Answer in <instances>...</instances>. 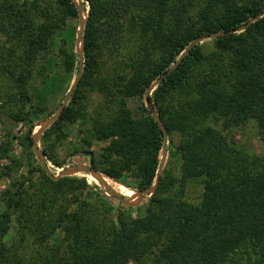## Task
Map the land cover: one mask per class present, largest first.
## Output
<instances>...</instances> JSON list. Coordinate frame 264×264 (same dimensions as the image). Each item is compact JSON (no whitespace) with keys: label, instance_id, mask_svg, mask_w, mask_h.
I'll return each mask as SVG.
<instances>
[{"label":"trees","instance_id":"16d2710c","mask_svg":"<svg viewBox=\"0 0 264 264\" xmlns=\"http://www.w3.org/2000/svg\"><path fill=\"white\" fill-rule=\"evenodd\" d=\"M80 4L87 8L82 75L40 150L46 165L62 169L69 157L82 158L113 184L147 189L156 180L163 134L146 90L195 40L236 31L264 10V0ZM77 16L69 0H0V116L18 127L30 156L34 128L77 75V55L65 40L57 53L51 47ZM105 59L112 64L103 75ZM52 60L60 62L59 81L50 77L38 96ZM94 94L101 102L89 113ZM148 101L167 136L155 193L130 208L90 186L88 174L53 181L36 161L18 175L22 163L11 158L0 165V180L9 182L0 192V264H32L31 248L44 251L40 264H264V153L227 138L251 123L264 144V17L190 49ZM74 126L82 135L78 147L59 159ZM94 142L106 145L94 153ZM14 145L7 135L0 159H9ZM192 183L201 186L194 204L185 200ZM133 209L143 215L132 217ZM58 231L61 253L47 245Z\"/></svg>","mask_w":264,"mask_h":264},{"label":"rangeland","instance_id":"374dc122","mask_svg":"<svg viewBox=\"0 0 264 264\" xmlns=\"http://www.w3.org/2000/svg\"><path fill=\"white\" fill-rule=\"evenodd\" d=\"M84 13H85V15L87 14V8H86V11H84ZM77 30H78V16H77L76 21H69L67 23L66 31H65V33L62 34L61 37L54 38V40L52 42V46H51L52 50L55 53H57L58 48L62 45V40H65V44H66L68 51L72 52L76 55ZM52 55H53V53H52ZM56 61L57 62H55V60H52V64H51V67L49 68V70L47 72H45L43 74V76L40 77L38 88L36 91L38 96H43V93L45 92V90L47 91L46 86L48 85L49 82H51L50 77H53L55 83L57 81H59V77L61 75V72L59 70L58 63H60V62H59V60H56ZM105 62L107 64V66L104 69L103 75H106L105 73L107 72V70L110 69V65L112 64V61L109 59H105ZM74 80H75V78L72 79V82L68 88V91H69L71 85L73 84ZM67 92H66L65 96L67 95ZM47 95L48 94H46V99H47ZM100 98H101V96L97 95V94H94L93 96H91V104L88 108L89 113H91L92 110L95 109L97 107V105L101 102ZM48 100H49V98L46 100V102ZM63 100L64 99L58 100V98H56V102L58 101L57 104H55L56 106H50V108L47 110L48 115H44L39 120V122L37 123V126L33 130V133L35 131H37L40 123L43 120L50 117L51 115H53L58 110V108L63 103ZM41 102L43 103V101H41ZM67 130L69 132V136H68L67 141L65 142V144L61 148L57 149L59 159H65L66 157L70 156L72 154V150L75 147H78L77 143L79 142L80 138L82 137V135L79 134V132H78L77 126L71 127L70 129H67ZM7 135L15 136V145L12 146V151L9 155L10 158L9 159H7V158L0 159V165L8 163V161H11L10 160L11 158L14 160H19L22 163L21 164L22 166L19 169V171L17 172V174L18 175L24 174L28 170V167L30 164H32L33 162H36V161L39 162V161L35 155H33V156L29 155V152H28L29 149L26 147L27 146L26 143H24V141L20 138V135L18 133V127L11 126L10 122L6 121L4 117L0 116V145L7 140ZM227 138L234 140L240 147L252 149V152H255L258 154L264 153V144L261 142L256 128L251 123L247 125L246 129L233 130L232 132H229L227 134ZM105 145H106V143L94 142L90 149L94 153H98L100 151V149H102ZM38 147L40 148L39 143H38ZM167 155H166V159H165V163L163 165V168L167 162ZM67 161H68L69 165L65 166L62 169L56 168L53 165H51L50 163H48L47 167L50 170L51 175L55 177L63 169H65L66 167L72 166V165H82V164L88 165L89 164L86 160H84L82 158L75 160V158L69 157ZM170 163H171L170 169H172L176 173L177 166H178L177 161L172 159L170 161ZM74 176L75 177H81V174H77ZM74 176H72V177H74ZM105 181L112 189H114L116 192H118L119 194H121L127 198L132 196L133 193H135V192L128 191V189H126L122 185L113 184L108 179H105ZM8 183H9L8 180H4V181L0 180V192H2L5 189V187L8 185ZM87 183L90 186H93L94 184L99 185L95 180H93L89 176L87 177ZM200 193H201V186L198 185V183L189 184L187 186V188L185 189V200H186V202L193 203V204L196 203L197 199L200 196ZM106 196L108 197V195H106ZM107 204L108 205L111 204L110 207L113 206L116 208V206H115L116 204H114L112 201L110 202V204L107 202ZM129 213H131L132 217H134V218L135 217H141L143 215L142 210H134L133 209ZM14 224H15V218H13V222H12V225H14ZM47 245L52 247L57 253H61V251L64 249V246H65L61 233L58 231L54 236H52V238L47 242ZM29 248H31V247H29ZM31 250H34V251L32 252ZM26 254H28V255H26V259L28 261H31V258L32 259L34 258V260L31 261L32 264H40L39 260L42 259L44 251L41 249L35 250L34 248L33 249L31 248L27 251ZM26 264H31V263H26Z\"/></svg>","mask_w":264,"mask_h":264},{"label":"water","instance_id":"95a60500","mask_svg":"<svg viewBox=\"0 0 264 264\" xmlns=\"http://www.w3.org/2000/svg\"><path fill=\"white\" fill-rule=\"evenodd\" d=\"M77 9V14H78V30H77V40H76V55H77V59H78V72L77 75L75 77V80L73 82V84L71 85L69 91L67 92V95L65 96L63 103L61 104V106L58 108V110L51 115L50 117L46 118L45 120H43L37 131H35L32 135V150L34 155L36 156V158L38 159L41 167L43 168V170L46 172L47 176L50 177L53 181H57L60 178H65V177H72L74 175L77 174H88V176L90 178H92L93 180H95L105 191V193L108 196L114 197L120 204L126 206V207H130V208H136L139 205L142 204V202L144 201L145 198H149L151 197L157 188L158 182H159V178L160 175L162 173V169H163V165L165 163V159H166V140H167V136L165 133V130L156 114V112L154 111V109L152 108V106L150 105L149 101H148V97L150 92L156 88L163 79H165L169 74H171L173 71H175V69L179 66V64L181 63L183 57H185L188 54V51L190 49H192L193 47L201 44L204 41L207 40H211V39H215L218 37H222L225 36L226 34H232V33H240L245 31L248 27H250V25H252L255 21H257L258 19H261L264 17V10L257 14L256 16L252 17L245 25H243L242 27H239L236 31L232 32H228V33H217V34H213V35H209V36H204L201 37L197 40H195L189 47L188 49L182 54V56L169 68V70L167 71L166 74L162 75V77H160L158 80H156L145 92L144 95V100L146 103V106L149 108V111L151 113V116L153 118V120L157 123V125L160 127L162 134H163V147H162V157H161V162L160 165L158 167V171H157V176H156V180L154 185H152L151 187L147 188V189H143L140 191H137L135 193H133L132 196L128 197L127 199L122 198L121 194H119L118 192H116L114 189H112L105 181V179L98 174L97 172H95L94 170L91 169L90 165H72L69 167H66L65 169H63L57 176H52L50 173V170L48 169L46 163H45V157L42 154L40 148L38 147V143L40 141V138L42 137L43 133L48 130L57 120H59V118L61 117L62 113L64 112L66 106L68 105V103L70 102L71 96L81 78L82 75V69H83V56H82V52H83V33H84V26L86 23V15L84 13L83 7L80 4V0H69Z\"/></svg>","mask_w":264,"mask_h":264}]
</instances>
